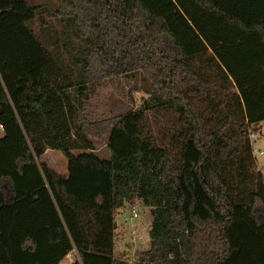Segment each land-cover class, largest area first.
<instances>
[{"label":"trees","instance_id":"16d2710c","mask_svg":"<svg viewBox=\"0 0 264 264\" xmlns=\"http://www.w3.org/2000/svg\"><path fill=\"white\" fill-rule=\"evenodd\" d=\"M55 14L85 38L82 53L65 25L43 22L38 82L13 104L0 76L14 262L58 264L76 249L70 264H129L114 255L115 216L140 199L153 214L140 264H264L251 139L264 120V0H58ZM139 70L154 84L151 106L179 116L171 148L146 134L142 111L103 115L90 102L96 80L122 87ZM104 137L110 158L95 151ZM48 148L67 157V175L40 161Z\"/></svg>","mask_w":264,"mask_h":264},{"label":"rangeland","instance_id":"374dc122","mask_svg":"<svg viewBox=\"0 0 264 264\" xmlns=\"http://www.w3.org/2000/svg\"><path fill=\"white\" fill-rule=\"evenodd\" d=\"M57 4L58 0H0V76L13 104L20 101L28 83L38 82L45 62L44 46L38 39L41 38L43 22H49L58 28L65 25L72 49L75 45L73 52L81 54L84 50L85 38L77 35L69 20L66 19L67 24L59 21L55 14ZM121 81L122 87L117 80H96L93 86L95 92L91 95L90 102L103 115L130 110L142 111L146 134L157 144L171 148L175 142L171 131L180 127L178 114L165 107L151 106L150 96L154 84L143 70L133 75H124ZM234 91H238L237 87L231 86L226 93L230 95ZM251 128L253 152L257 162L255 171H261L264 175V120L254 122ZM92 139L95 151L103 158H110L108 137ZM40 161L47 162L61 174L68 164L64 153L53 148H48ZM46 189L38 192L39 196L43 192L45 194ZM115 217L114 255L127 260L129 264H140L137 253L150 246L149 231L153 220L151 207L137 199L134 203H127L119 208Z\"/></svg>","mask_w":264,"mask_h":264},{"label":"crops","instance_id":"0c3cea01","mask_svg":"<svg viewBox=\"0 0 264 264\" xmlns=\"http://www.w3.org/2000/svg\"><path fill=\"white\" fill-rule=\"evenodd\" d=\"M2 132V131H1ZM68 174V164L66 170L63 172V175ZM15 210L14 203L0 204V264H16L11 257L9 251V227L13 219V213ZM61 219H57L56 222H60ZM73 259L78 258V252L76 249L71 250L62 260L64 262H71L72 256ZM119 258V257H118Z\"/></svg>","mask_w":264,"mask_h":264},{"label":"built area","instance_id":"2783aa9c","mask_svg":"<svg viewBox=\"0 0 264 264\" xmlns=\"http://www.w3.org/2000/svg\"><path fill=\"white\" fill-rule=\"evenodd\" d=\"M262 152H263V151H262ZM73 260H75V259H72V261H73ZM72 261H71V262H72ZM71 262H70V263H71ZM70 263H69V262H64L63 260H61L58 264H70Z\"/></svg>","mask_w":264,"mask_h":264}]
</instances>
